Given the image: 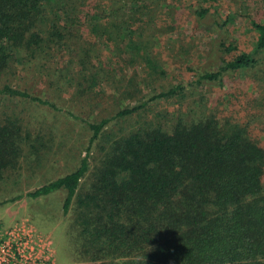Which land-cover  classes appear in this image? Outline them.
I'll list each match as a JSON object with an SVG mask.
<instances>
[{
  "label": "trees",
  "instance_id": "1",
  "mask_svg": "<svg viewBox=\"0 0 264 264\" xmlns=\"http://www.w3.org/2000/svg\"><path fill=\"white\" fill-rule=\"evenodd\" d=\"M154 2L0 0V95L56 109L53 101L10 78L18 77L26 56L68 41L73 27L94 36L115 63L116 53L142 58L133 89L119 91L117 98L114 94L115 112L90 120L65 110L82 120L89 142L102 137L106 141L87 184H81L89 168L86 150L72 170L24 194L38 197L63 190L61 211H73L74 248L87 264H264V147L248 136L245 126L214 112L190 109L185 116L176 114L169 126L147 121L118 135L104 130L111 118L125 117L149 101L182 96L180 83L153 90L145 98L139 95L163 72L131 27V20L140 22ZM206 10L193 12L199 17ZM250 21L256 31L251 50L222 59L215 70L197 73L194 81L221 83L230 70L257 62L255 54L264 53V22ZM85 47L76 56V94L93 106L107 98L94 90L103 78L97 79L98 70H88L90 46ZM117 100H124L121 107L116 108ZM23 139L16 118L0 119V177L3 170L17 166Z\"/></svg>",
  "mask_w": 264,
  "mask_h": 264
},
{
  "label": "rangeland",
  "instance_id": "2",
  "mask_svg": "<svg viewBox=\"0 0 264 264\" xmlns=\"http://www.w3.org/2000/svg\"><path fill=\"white\" fill-rule=\"evenodd\" d=\"M201 7L207 10L198 17L193 11ZM251 19L264 22V0H155L140 22L131 20V27L135 28L133 37L146 45L163 70L139 95L145 98L153 90L180 83L184 86L182 96L155 99L125 117L111 118L105 132L118 135L147 121L169 126L176 114L185 116L192 109L214 112L220 119L229 118L245 126L248 136L264 147L262 51L255 54L258 60L253 66L230 70L221 83L194 81L197 73L204 69L215 70L222 59L251 50L256 36ZM58 23L61 24L62 19ZM72 32L64 44H51L50 48L45 47L46 52L26 56L27 62L15 74L18 77L10 78L11 83L53 101L56 109L27 98L0 95V119L16 118L24 138L17 166L3 170L0 177V229L4 231L23 224L34 243L32 252L29 246L23 252L20 245L19 254L28 251L45 264L87 263L74 248L73 211L71 207L65 214L61 211L63 190L55 189L38 197L26 196L24 192L72 170L86 150L89 168L81 184H87L106 141L102 137L89 142L88 128L81 119L70 116L65 110L90 120L101 114L110 115L115 112L114 94L117 98L119 91L133 89L138 79L136 73L141 72L142 58L120 57L116 53L115 63L109 58V49L86 30L73 27ZM86 44L90 46L85 58L87 68L98 70V80L103 78L102 83L93 85L94 90L105 94L107 99L113 94L110 101H99L93 106L81 99L82 94H76L75 81L79 75L76 56L84 51ZM228 44L234 48L226 51L224 46ZM123 102L117 100L116 108ZM18 193L22 195L9 199ZM6 239L7 248L0 250V254L10 253L17 245V239L11 236ZM6 256L9 264L23 263V257L18 259L16 253Z\"/></svg>",
  "mask_w": 264,
  "mask_h": 264
},
{
  "label": "built area",
  "instance_id": "3",
  "mask_svg": "<svg viewBox=\"0 0 264 264\" xmlns=\"http://www.w3.org/2000/svg\"><path fill=\"white\" fill-rule=\"evenodd\" d=\"M9 236L12 237V239L16 240L17 239V245L14 247V249L10 253H1L0 254V264H9V258L7 260V256H12L13 254H17L19 256L18 259L23 257V263L21 264H45L44 261L40 260L37 256H33V254H29L28 251L26 254L23 255V252L27 246H29V251L32 252V244L33 239L31 238V234L29 230L23 225L19 224L17 227H13L10 229H5L2 231L0 229V250H3V248H7L8 241L6 238ZM23 246V252L21 255L19 254V246Z\"/></svg>",
  "mask_w": 264,
  "mask_h": 264
}]
</instances>
